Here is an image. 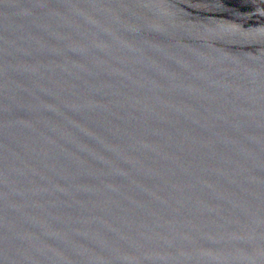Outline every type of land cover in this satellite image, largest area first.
<instances>
[{
	"label": "water",
	"instance_id": "1",
	"mask_svg": "<svg viewBox=\"0 0 264 264\" xmlns=\"http://www.w3.org/2000/svg\"><path fill=\"white\" fill-rule=\"evenodd\" d=\"M0 264H264V0H0Z\"/></svg>",
	"mask_w": 264,
	"mask_h": 264
}]
</instances>
